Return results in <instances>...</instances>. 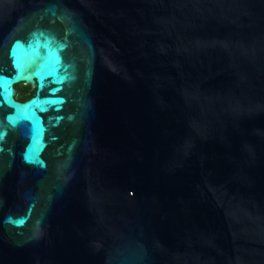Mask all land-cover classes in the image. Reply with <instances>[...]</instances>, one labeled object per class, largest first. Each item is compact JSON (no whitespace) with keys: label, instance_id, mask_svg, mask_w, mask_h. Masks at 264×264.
<instances>
[{"label":"water","instance_id":"obj_1","mask_svg":"<svg viewBox=\"0 0 264 264\" xmlns=\"http://www.w3.org/2000/svg\"><path fill=\"white\" fill-rule=\"evenodd\" d=\"M0 264H264V0H0Z\"/></svg>","mask_w":264,"mask_h":264},{"label":"flooded vegetation","instance_id":"obj_2","mask_svg":"<svg viewBox=\"0 0 264 264\" xmlns=\"http://www.w3.org/2000/svg\"><path fill=\"white\" fill-rule=\"evenodd\" d=\"M16 88L18 90V96L22 94L23 96H28V99H30L35 92V90L32 89L30 86L24 84L18 85ZM16 99L18 100V97Z\"/></svg>","mask_w":264,"mask_h":264},{"label":"trees","instance_id":"obj_3","mask_svg":"<svg viewBox=\"0 0 264 264\" xmlns=\"http://www.w3.org/2000/svg\"><path fill=\"white\" fill-rule=\"evenodd\" d=\"M28 98H29L28 96H23L22 94H20V95L18 96V100H19V101H22V102L28 100Z\"/></svg>","mask_w":264,"mask_h":264}]
</instances>
